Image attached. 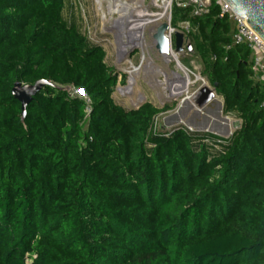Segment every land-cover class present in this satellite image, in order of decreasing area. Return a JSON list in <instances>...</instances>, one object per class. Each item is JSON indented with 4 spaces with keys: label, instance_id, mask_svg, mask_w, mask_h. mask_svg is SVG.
I'll list each match as a JSON object with an SVG mask.
<instances>
[{
    "label": "trees",
    "instance_id": "1",
    "mask_svg": "<svg viewBox=\"0 0 264 264\" xmlns=\"http://www.w3.org/2000/svg\"><path fill=\"white\" fill-rule=\"evenodd\" d=\"M65 4L0 0V264H264V80L228 16L215 0L170 15L240 119L221 137L115 103L104 49ZM40 79L88 101L46 84L22 120L12 86Z\"/></svg>",
    "mask_w": 264,
    "mask_h": 264
},
{
    "label": "rangeland",
    "instance_id": "2",
    "mask_svg": "<svg viewBox=\"0 0 264 264\" xmlns=\"http://www.w3.org/2000/svg\"><path fill=\"white\" fill-rule=\"evenodd\" d=\"M167 1L169 2L167 15L157 22L146 25L143 32L142 45L129 47L124 51L119 50L118 40L122 35L127 33L128 24L123 19L118 20L120 14L117 12L114 14L107 13V8H102L100 6L102 0H66L63 9L64 17L70 18L73 16L78 21L81 31L88 37L89 41L102 46L104 49L105 63L118 79L112 93L115 103L126 109L137 108L144 102H150L158 108L165 105L171 107L158 114L155 118L154 126L156 131H167L176 126L186 125L182 124L179 119L175 117L171 120L169 119L174 116L179 102L185 97V94L188 93V95H191L203 85L211 87L210 82L204 75L203 64L199 55L193 50L189 52L186 49L185 44L189 42V39L187 38L185 29H189V27L185 22H181L176 27L172 26L182 31L185 37L183 50L175 54L178 61L190 71L189 76L191 83L188 85L187 93L185 94L181 93L175 95V93H170L169 85L175 81L174 73H183L178 69L174 60L168 62L164 60L163 56L155 48L154 39L152 37L159 23L167 21L170 24L172 3L170 0ZM143 2L149 10H160L159 7L152 4V0H143ZM104 9L107 11L106 13ZM171 45L173 49V35L171 36ZM131 65L138 67L137 71L132 74L127 72ZM195 75H198V78H196ZM130 78L133 81L130 85L131 90H124V88L129 85ZM120 79H122V81H120ZM67 87L69 88V86ZM139 97H142V99L137 103L136 100ZM215 105L217 106L218 112V121H216V123H226L232 133L234 129L231 127V124L234 121H240V119L234 112L228 114L223 113L222 98L217 94L215 99L208 103L203 109L206 110L209 107L213 108ZM194 108L195 107L191 109L194 110ZM203 109L200 111V116L194 118L195 123L201 120ZM195 129L196 130L193 131L199 129L198 131H206L215 134L212 131L205 130V128L195 127ZM222 129L226 130L225 127H222Z\"/></svg>",
    "mask_w": 264,
    "mask_h": 264
},
{
    "label": "bare ground",
    "instance_id": "3",
    "mask_svg": "<svg viewBox=\"0 0 264 264\" xmlns=\"http://www.w3.org/2000/svg\"><path fill=\"white\" fill-rule=\"evenodd\" d=\"M152 4L156 7H159V11H152L149 10L143 0H102L100 6L102 8H107L108 12L105 13H118L120 17L118 20L123 19L128 24L127 33L122 35L121 38L118 40V48L120 51H124L129 47H133L136 45H142V38L143 32L146 28V25L149 23H154L159 21L160 19L164 18L167 14V8L169 2L167 0H152ZM117 14V15H118ZM166 62L168 61H175L177 64L178 69L183 73L175 72L174 83H170L169 91L170 93L181 94L187 93V87L191 83L189 73L190 71L187 70L179 61L178 58L172 49V45L170 43L169 50L166 53L161 54ZM138 67L131 65L128 73H133L137 71ZM198 78V75H195ZM132 79H129V85L124 88V90H131L130 85L132 84ZM185 97L179 102L178 108L174 114V116L170 117L169 119H173L174 117L179 119L182 124H186L190 128L195 129L197 128H205V130H209L214 132L217 135L225 136L228 132L222 128H218L215 125L218 121V112L217 106L215 105L213 108H207L206 110L203 109V114L201 115V120L198 122H194L193 118H197L193 113V110L189 108V105H185V98H189L190 95L185 94ZM142 97L137 98L136 102H140ZM187 119H186V117ZM225 122V121H224ZM224 124V123H223ZM226 124V123H225Z\"/></svg>",
    "mask_w": 264,
    "mask_h": 264
},
{
    "label": "water",
    "instance_id": "4",
    "mask_svg": "<svg viewBox=\"0 0 264 264\" xmlns=\"http://www.w3.org/2000/svg\"><path fill=\"white\" fill-rule=\"evenodd\" d=\"M226 2L231 10L238 16L243 18L249 26L261 37L264 41V0H223ZM169 28V22L164 21L156 26V29L152 35L155 43V48L162 54L169 50L171 40L165 31ZM173 44L174 52H180L183 50V43L185 40L184 33L182 31L173 32ZM186 49L191 52L193 50L191 43L185 44ZM46 84L67 89L68 87L58 86L52 82L46 80H37L33 84H23L19 81L15 82L12 86L11 92L13 96L20 102L21 105V119H24L26 113V106L32 100L33 96ZM216 97L215 85L207 86L203 85L195 92H193L189 98H185V105H189V108H194L193 113L196 116H200V111L205 108L208 103L213 101ZM194 119V118H193ZM226 119V118H224ZM195 121V120H194ZM189 130H194L187 125H184ZM218 128L225 127L228 132L227 135L221 137H227L231 135V131L227 124L218 122L216 125ZM231 127L235 130L240 127V121H234ZM199 129H197L198 131Z\"/></svg>",
    "mask_w": 264,
    "mask_h": 264
},
{
    "label": "built area",
    "instance_id": "5",
    "mask_svg": "<svg viewBox=\"0 0 264 264\" xmlns=\"http://www.w3.org/2000/svg\"><path fill=\"white\" fill-rule=\"evenodd\" d=\"M176 6L181 8H190V14L200 16L208 13L212 0H170ZM220 6V16L227 15L232 23L233 30L231 40L233 45L243 44L250 50V68L253 76L257 79L264 80V41L261 37L249 26V24L241 17H238L223 0H215ZM186 28V27H185ZM177 28L169 24V28L165 31L171 40V36ZM186 32L188 29H185ZM180 31V30H178ZM71 96L80 97L86 101L87 95L82 88L70 86L67 89ZM83 90V94H81ZM88 109V108H87Z\"/></svg>",
    "mask_w": 264,
    "mask_h": 264
},
{
    "label": "snow or ice",
    "instance_id": "6",
    "mask_svg": "<svg viewBox=\"0 0 264 264\" xmlns=\"http://www.w3.org/2000/svg\"><path fill=\"white\" fill-rule=\"evenodd\" d=\"M81 94H83V90H81Z\"/></svg>",
    "mask_w": 264,
    "mask_h": 264
}]
</instances>
